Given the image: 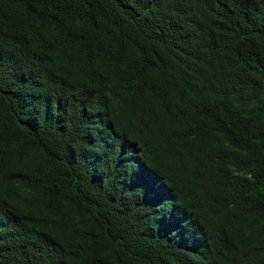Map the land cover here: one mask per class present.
<instances>
[{
    "label": "trees",
    "instance_id": "1",
    "mask_svg": "<svg viewBox=\"0 0 264 264\" xmlns=\"http://www.w3.org/2000/svg\"><path fill=\"white\" fill-rule=\"evenodd\" d=\"M0 264H264V0H0Z\"/></svg>",
    "mask_w": 264,
    "mask_h": 264
}]
</instances>
